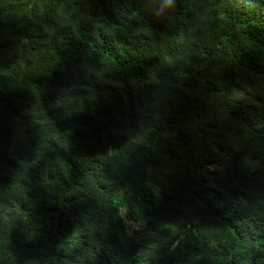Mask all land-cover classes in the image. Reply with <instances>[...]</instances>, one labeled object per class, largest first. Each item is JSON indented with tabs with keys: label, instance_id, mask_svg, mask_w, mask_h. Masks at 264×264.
Wrapping results in <instances>:
<instances>
[{
	"label": "trees",
	"instance_id": "trees-1",
	"mask_svg": "<svg viewBox=\"0 0 264 264\" xmlns=\"http://www.w3.org/2000/svg\"><path fill=\"white\" fill-rule=\"evenodd\" d=\"M0 264H264V0H0Z\"/></svg>",
	"mask_w": 264,
	"mask_h": 264
}]
</instances>
